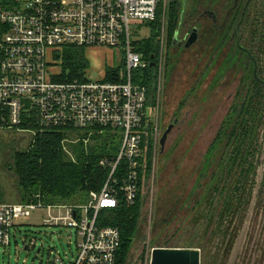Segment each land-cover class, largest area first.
Wrapping results in <instances>:
<instances>
[{
    "label": "rangeland",
    "instance_id": "374dc122",
    "mask_svg": "<svg viewBox=\"0 0 264 264\" xmlns=\"http://www.w3.org/2000/svg\"><path fill=\"white\" fill-rule=\"evenodd\" d=\"M172 1H162L157 42L166 30L162 23L163 16H166ZM190 1L187 0L188 4ZM258 4L260 10H264V0H260ZM256 7L258 6L255 5L254 9ZM255 14L254 10L253 15ZM186 19L180 36L187 32L190 18ZM258 26V29H264V19L259 20ZM152 30L151 25L141 24L134 32V40L146 37L144 40L147 41L153 35ZM167 42L168 39L164 45ZM106 50L90 48L89 55L88 52L85 53L91 63L90 69L85 73L91 78L101 76V70L111 62L118 68L123 67V51ZM225 52L227 47L218 50L213 36L211 39L203 36L202 40L190 48H185L183 44L167 47L165 56L168 66L164 68L160 87L158 83L155 87L157 102L154 109L159 107V144L154 147L152 169L144 180L140 213L125 264H151L152 250L155 247L199 248L202 253L201 264H264V126L259 134L254 159L256 166L250 174L248 189L245 193L241 191L236 194L238 199L235 201H245L246 210L243 212V207L242 217H230L222 222L223 226L231 230L228 240L231 241L234 236L233 247L230 250L225 248L222 238L214 234L215 228L222 221L220 214L224 207L226 209V195L231 192L229 189L239 185L236 180L238 174L226 173L222 177L219 185L221 187L225 184L226 194L220 195L214 189H207L216 164L213 163L209 170H205L203 165L206 152L240 89L244 62H248L239 60L235 55L224 60ZM260 58L264 76V54ZM175 119H178V123L161 151V136ZM59 130L63 133L64 152L72 161H76L77 147L82 144L105 147L107 150L116 148L117 154L121 149L120 135L112 129L93 127ZM37 135L39 131L35 125L19 128L0 121V202H37L43 205L87 203L88 201L46 202L24 199L26 189L16 169L17 155L31 151ZM38 196L39 194L35 198ZM210 203L212 207H216L214 214L211 218H203L212 208ZM46 216L47 209L39 208L13 229L10 244L1 252L0 264H50L49 261H54L57 256L66 264L71 263L77 253L76 231L63 224L46 225ZM33 240L36 243L31 247ZM216 244L222 245L223 250L215 248ZM26 245L29 246L28 249L25 248Z\"/></svg>",
    "mask_w": 264,
    "mask_h": 264
},
{
    "label": "built area",
    "instance_id": "2783aa9c",
    "mask_svg": "<svg viewBox=\"0 0 264 264\" xmlns=\"http://www.w3.org/2000/svg\"><path fill=\"white\" fill-rule=\"evenodd\" d=\"M162 1L0 0V121L19 128L35 125L41 131L108 128L121 138L117 158L101 161L112 168L108 180L101 192L90 193L87 203L0 202V256L13 229L45 208L46 225L63 224L77 233V253L70 264H117L121 231L100 224V214L119 206L117 191L127 204L135 203L148 135L155 147L159 144V107L148 104V87L134 79L135 71L154 60L139 51L138 44L146 37L134 40V32L157 19ZM163 19L166 29V16ZM72 46L122 50L123 67L112 66V78L106 72L94 79L86 70L72 75L63 71L64 50ZM165 63L162 49L156 62L158 87ZM124 159L129 161V173L119 180L114 174ZM54 262L66 264L59 256Z\"/></svg>",
    "mask_w": 264,
    "mask_h": 264
},
{
    "label": "trees",
    "instance_id": "16d2710c",
    "mask_svg": "<svg viewBox=\"0 0 264 264\" xmlns=\"http://www.w3.org/2000/svg\"><path fill=\"white\" fill-rule=\"evenodd\" d=\"M183 1L173 0L168 7L166 30L170 41H173L175 32L183 19ZM196 1L194 0V5ZM259 2L260 0L255 1L252 15L248 17L251 23V37L248 38H250L249 50L252 56L244 60L248 62H244V73L240 83L241 90L238 89L234 102L207 150L204 162L205 170H209L213 163L216 164L207 189H214L220 195L226 194L224 192L226 190L225 184L221 187L219 185L222 177L226 173L237 172L238 174L236 180H238L239 185L232 190L229 189L231 192L226 195V201H228L226 209L224 207L220 214L222 221L220 220L214 230V234L222 238V245L228 250L233 247L234 236L231 241L228 240L232 233L230 228L223 226L222 222L230 217H242L246 210L245 201H235L238 199L236 194L237 192L241 193V191L245 193L248 189L250 174L256 166L254 159L257 154L259 134L264 126V76L262 74L263 68L260 67V56L264 54V29L257 28L259 27V20L264 19V10H260ZM255 5L258 6L256 9H254ZM254 10L255 15H253ZM160 21L159 9L157 19L148 23L153 27V35L147 41H141L140 46L138 45L139 51L144 53L146 59H151L156 52ZM85 53L86 50L83 47H67L63 53V71H70L72 75L76 72L81 74L80 71H84L89 64ZM235 56L237 57V54ZM255 62L257 63L259 79L254 75ZM106 72L107 78H112V68L107 67ZM134 79L148 87V104L155 105L157 102L155 98L156 68L150 65L143 70H137L134 72ZM36 129L39 131V135L35 138L31 151L28 153L21 152L17 155L18 165L16 169L26 189L25 200L89 201L92 191H102L112 168L108 164H101V161L116 159L118 155L115 151L116 148L107 150L105 147L98 148L82 144L77 147L76 161H72L64 152L63 133L59 130L61 128L43 131L37 127ZM154 147V139L150 134L147 137L146 145L144 144L145 153L138 170L139 188L135 203L127 204L122 194L117 191V197L120 199L119 206L105 210L100 214V224L114 226L121 231L122 246L118 254L117 264H125L127 252L133 240L132 236L140 213L144 180L149 176L152 169ZM217 156L218 158H216ZM128 173L129 161L124 159L120 162L114 177L121 180ZM38 194V198H35ZM210 206L212 207L211 203ZM215 208L214 206L207 211L203 218H211ZM222 245L216 244L215 248L219 247V250L222 251Z\"/></svg>",
    "mask_w": 264,
    "mask_h": 264
},
{
    "label": "flooded vegetation",
    "instance_id": "af4514ba",
    "mask_svg": "<svg viewBox=\"0 0 264 264\" xmlns=\"http://www.w3.org/2000/svg\"><path fill=\"white\" fill-rule=\"evenodd\" d=\"M255 1L256 0H197L194 5V0H191L189 4L187 0H184L182 13L183 19L177 29L179 34L175 32L173 41H170L167 38L166 30L164 44L167 39L168 42L167 45L162 48L163 52H167L168 45L181 46L183 44L185 45V48H190L197 44L200 39L202 40L203 36L210 39L213 36L214 44L215 46H218V50L227 47V52L224 54V60L233 57L235 54H237L239 60H246L248 57L252 56L251 52L249 53L250 38H248V35H251V23L248 17H251L252 15ZM186 17L190 18L187 25V32L180 36L183 22L187 21ZM194 29H197L198 38L193 44L186 46V42ZM159 42L162 44L161 38ZM160 44L157 45L156 52L151 57V59L154 60L151 62V65L153 62L156 64L159 59L162 51ZM234 52L236 53L234 54ZM165 57V68H167V56ZM152 66L156 68V73L158 74L157 64Z\"/></svg>",
    "mask_w": 264,
    "mask_h": 264
},
{
    "label": "water",
    "instance_id": "95a60500",
    "mask_svg": "<svg viewBox=\"0 0 264 264\" xmlns=\"http://www.w3.org/2000/svg\"><path fill=\"white\" fill-rule=\"evenodd\" d=\"M176 33L179 34V31L177 30ZM197 38V29H194L193 33L186 42V46L193 44ZM152 65H155V63L153 62ZM254 75L259 79L256 62L254 67ZM176 123H178V119L169 124L164 130L160 139L161 151L164 150L168 136ZM25 248L28 249V246L26 245ZM201 261V250L196 247H155L152 250L151 264H201ZM49 263L55 264L54 261H49Z\"/></svg>",
    "mask_w": 264,
    "mask_h": 264
},
{
    "label": "crops",
    "instance_id": "0c3cea01",
    "mask_svg": "<svg viewBox=\"0 0 264 264\" xmlns=\"http://www.w3.org/2000/svg\"><path fill=\"white\" fill-rule=\"evenodd\" d=\"M89 50V49H88ZM88 50L86 51V53L88 52ZM91 50H94V49H91ZM106 51H112V49H107ZM88 55H89V52H88ZM94 55H97V54H94ZM87 59H88V61H89V64H88V67H86L85 68V70H88V69H90V67H91V63H90V58H89V56L87 57ZM103 65V64H102ZM115 64L114 63H110V64H108V65H106V66H108V67H112V66H114ZM107 68V67H106ZM106 68H103L102 70H101V72H105L106 71ZM104 70V71H103ZM106 73V72H105Z\"/></svg>",
    "mask_w": 264,
    "mask_h": 264
}]
</instances>
